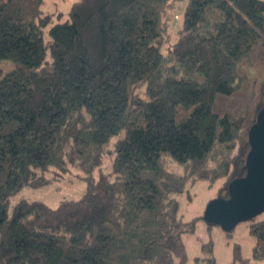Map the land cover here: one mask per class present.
<instances>
[{"label": "trees", "instance_id": "16d2710c", "mask_svg": "<svg viewBox=\"0 0 264 264\" xmlns=\"http://www.w3.org/2000/svg\"><path fill=\"white\" fill-rule=\"evenodd\" d=\"M176 2L76 0L54 13L0 0V264H186L184 235L205 215L184 219L178 196L204 180L227 198L246 175L264 77L252 109L214 103L264 60V0H187L169 44ZM72 169L81 197L13 201ZM249 230L262 260L264 213ZM202 250L196 261L216 264L212 239ZM241 255L236 243L229 264Z\"/></svg>", "mask_w": 264, "mask_h": 264}, {"label": "rangeland", "instance_id": "374dc122", "mask_svg": "<svg viewBox=\"0 0 264 264\" xmlns=\"http://www.w3.org/2000/svg\"><path fill=\"white\" fill-rule=\"evenodd\" d=\"M76 0H44V9L47 12H66L71 4ZM187 0H177L176 7L170 13V30L171 41L177 33V29L182 24L183 12ZM166 45L164 46V48ZM6 61H3V64ZM5 70L11 68L10 63L4 65ZM243 71L250 75V81L244 82L241 88L235 94H218L214 110L219 113L231 111L233 113H242L246 108H251L254 104L253 89L254 83L252 81L257 78L264 77V60L259 58L252 62L247 61L243 66ZM83 172L78 169H72L69 173L55 178L52 183L44 187L25 186L14 197L13 201L20 198L43 200L49 206H56L64 199H77L82 196L86 190V182L83 178ZM220 182L210 187L207 181H197L194 184L188 183L187 187L178 196L180 203V214L184 219H192L196 216L205 214V210L209 201L214 199L218 194V187ZM263 216V215H261ZM250 220H242L238 222L231 230L224 229L219 224H211L209 226L204 217L199 218L196 229L192 233L184 235L187 261L186 264H206L207 260L196 261V257L205 256L202 250L203 243L213 240L214 256L216 264H229L234 259V246L238 243L242 249V259H238L235 264H264V259L258 260L252 257V250L255 243L254 236L249 230Z\"/></svg>", "mask_w": 264, "mask_h": 264}, {"label": "water", "instance_id": "95a60500", "mask_svg": "<svg viewBox=\"0 0 264 264\" xmlns=\"http://www.w3.org/2000/svg\"><path fill=\"white\" fill-rule=\"evenodd\" d=\"M250 141L246 175L231 182L229 197L212 199L205 210L206 220L226 230L264 213V107L251 128Z\"/></svg>", "mask_w": 264, "mask_h": 264}]
</instances>
